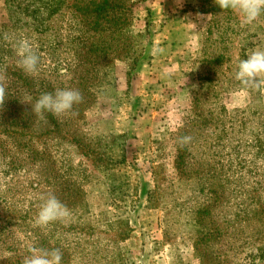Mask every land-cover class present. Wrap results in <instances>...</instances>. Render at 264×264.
<instances>
[{
	"label": "rangeland",
	"instance_id": "obj_1",
	"mask_svg": "<svg viewBox=\"0 0 264 264\" xmlns=\"http://www.w3.org/2000/svg\"><path fill=\"white\" fill-rule=\"evenodd\" d=\"M19 1L0 0V41L7 50L0 75L6 77V89L12 70L19 68L20 39H28L40 57L38 74L31 76L36 78V90L69 88L79 70L75 50L84 36L83 18L76 11L88 0H66L48 19L47 31L36 30L31 16L15 14ZM133 3L134 19L127 30L145 34L151 9L146 0ZM198 6L215 3L199 0ZM146 38L136 41L141 58ZM122 43L128 46L126 36ZM196 46L179 58L160 61L153 43L151 58L134 71L130 85L129 67L117 62L113 72L123 100L100 99L81 126L83 133L105 144L106 160L121 153L117 144L107 145L110 137L126 136V160L117 170L107 168L103 156L62 137L72 127L67 115L58 117L62 135L38 137L33 160L24 156L26 163L19 169L21 147L13 144L17 139L20 145L27 143L33 132L13 137L0 132V264H22L32 245L60 248L62 264H95L94 259L122 242L116 224L111 226L120 210L138 230L125 242L133 264H158L172 256L179 262L183 254L187 259L180 264H190L193 254L201 264L194 247L191 252L195 230L190 221L195 212L207 210L226 224L222 239L212 243L217 251L210 250L208 264H246L248 253L257 246L263 247L259 255L264 264V86L245 88L235 79L239 62L264 50V13L245 25L237 13L219 10ZM154 64L165 70L152 68ZM61 68L69 76H61ZM4 110L0 107V115ZM182 136L190 137L183 147L178 144ZM68 180L82 181L91 212L78 218L73 202L67 201L68 218L44 228L35 226L42 198L53 194L58 183L67 186ZM158 216L167 229L165 239Z\"/></svg>",
	"mask_w": 264,
	"mask_h": 264
},
{
	"label": "trees",
	"instance_id": "obj_2",
	"mask_svg": "<svg viewBox=\"0 0 264 264\" xmlns=\"http://www.w3.org/2000/svg\"><path fill=\"white\" fill-rule=\"evenodd\" d=\"M65 1L66 0H20L17 5L14 4L16 7L15 14L18 12L26 16H31L33 21H35L34 28L38 31H45L47 29L48 19L65 5ZM134 5L135 3H133V0H88L84 2L83 6H78L77 8L76 13L80 18H83L80 24L84 36H82L81 42L75 50L77 61L76 68H79V70L77 69L75 74L72 75L69 88L79 89L84 99L81 104L74 106L72 114L67 115V122H70V125L72 124V129L70 127L66 129L70 136H64L60 133L62 121L58 117L50 113H45L44 118H38L35 113L31 111V106L41 94L45 93V91L36 90V78L26 75L20 68H16V71L11 69L12 72L9 75L10 85L6 89L8 93L3 105V109L5 108V110L0 115V132H4L7 135L10 134L12 135L11 137L14 135L18 136L25 131L33 132V135H31L27 143L25 142L20 145L19 139H17L13 144L17 145L18 143L21 147L20 153L22 154V164H20V166L18 165L16 169L22 168V165L26 163L25 157H27L28 160H33L38 137L44 136L45 138H53L55 135L59 136L58 134L62 135L63 138L65 137L64 139L70 137V142L73 141L74 144L77 145V148L82 149V147H85L93 151L96 155L103 156L101 161H104V165L107 168L117 170L120 164L122 165L125 163V148L127 142L125 135L117 134L110 137V141L107 145H115L113 146L115 148L118 145L121 153L120 156H109L106 160V154L103 150L105 144H103L98 137H94L90 133H83L81 131V126L87 124V112L96 108L100 99H109L113 103H119L123 100L122 95L117 90V79H115L113 72V69L117 66V62H125L129 67V70L126 72V77L130 85V77L134 71L139 72L142 64L146 61L148 62L151 58L150 55L154 34L152 12L146 24L145 34L133 33L131 30L128 31L127 28L129 26L131 27V22L134 19ZM199 9L202 12L212 14L221 10L216 4L209 8ZM122 36H126V40L129 42L126 48L123 46ZM143 36L147 37L145 40L147 42V47L144 57L141 58L139 48H136V41L137 38ZM3 41L4 40L0 41V64L4 65V54L7 50L5 46H3ZM133 75H135V73ZM54 90V87H50V90H46V92H53ZM14 94L16 96H14ZM24 94L25 96H22ZM24 99L29 100L23 101ZM58 179L62 181L60 177ZM66 184L67 186L63 188V184L58 183L53 194L62 203L67 201L73 202L72 208L75 211L74 213L78 215V218H82L84 213H90L91 210L88 208L89 202L85 198L87 191L81 186L82 181L70 180ZM120 201H122V199H120ZM126 206L125 202V207ZM121 207V204L116 205L117 210L121 209ZM204 212L200 213V211H197L191 218L190 223L193 224L195 231L192 233L193 236L190 240L192 241L191 244L201 264H208L210 250L214 251L217 247L216 244L212 246V243L222 239L226 224L225 221L219 223V220L213 218L208 210L206 214H202ZM158 219L163 229V237L165 239L168 237L167 229L159 216ZM111 224V226L116 224V233L118 236L123 237L122 242H116L114 251H108L99 257L103 258L102 261L99 260V258L94 259L95 264H133L130 261L131 254L125 242H128V238L135 237L138 232L136 226L126 216V212L121 210L119 212L117 211L115 219ZM77 225L78 224L75 223L74 228H78ZM211 227L215 229L211 231ZM126 248H128L127 251ZM254 249L253 253H248L246 258L249 259V262L246 264H261L260 262L262 259L259 254L263 247L257 246L254 247ZM93 253H96L95 249Z\"/></svg>",
	"mask_w": 264,
	"mask_h": 264
},
{
	"label": "clouds",
	"instance_id": "obj_3",
	"mask_svg": "<svg viewBox=\"0 0 264 264\" xmlns=\"http://www.w3.org/2000/svg\"><path fill=\"white\" fill-rule=\"evenodd\" d=\"M214 3L222 11L231 10L237 13L245 25L252 24L264 13V0H214ZM4 39H9L7 34H5ZM16 53L19 57L17 66L26 75L38 74L40 57L28 39L17 41ZM60 75L69 76V73L66 68H61ZM262 77H264V50L258 49L239 62L235 79L245 88L260 89L264 86V78ZM5 81L6 77L0 75V107H3L6 100ZM83 99V94L79 89L57 88L53 92L41 94L31 106V111L38 118H44L45 113L62 117L72 114L74 106L81 104ZM189 140L190 137L188 136L179 137L178 144L183 147ZM70 215V209L54 194H49L42 198L34 224L44 228L51 223L63 221ZM27 251L28 255L23 257L22 264H62L63 252L58 247L44 248L32 245Z\"/></svg>",
	"mask_w": 264,
	"mask_h": 264
},
{
	"label": "crops",
	"instance_id": "obj_4",
	"mask_svg": "<svg viewBox=\"0 0 264 264\" xmlns=\"http://www.w3.org/2000/svg\"><path fill=\"white\" fill-rule=\"evenodd\" d=\"M146 5L152 12L155 29L153 43L157 47L156 54L160 61L173 60L192 48L196 49L201 34L214 16L212 13L200 11L199 0H147ZM155 65H152V68L161 67L165 70L164 65L156 67ZM150 80H154L153 76ZM157 238H162V234ZM192 249L193 246H191L193 254ZM181 256L183 261L185 254ZM170 258V260H159L158 264H180L182 262H178L174 256ZM192 259L189 261L190 264H199L194 254Z\"/></svg>",
	"mask_w": 264,
	"mask_h": 264
}]
</instances>
